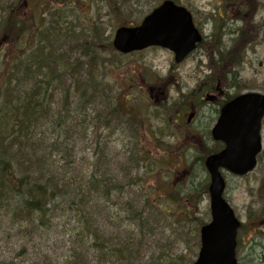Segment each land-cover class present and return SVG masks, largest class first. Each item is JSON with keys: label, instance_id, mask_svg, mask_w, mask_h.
I'll return each instance as SVG.
<instances>
[{"label": "trees", "instance_id": "obj_1", "mask_svg": "<svg viewBox=\"0 0 264 264\" xmlns=\"http://www.w3.org/2000/svg\"><path fill=\"white\" fill-rule=\"evenodd\" d=\"M63 1L82 12L74 1ZM52 2L0 0L2 219L7 217L20 241L18 255L28 260L41 258L40 264H59L60 259L63 264H113V260L132 264V256L140 254L141 248L132 244L129 233H121L120 227L128 226L109 223L107 207L112 203L126 214L133 226L131 233H136L146 221V208L155 206L150 198L145 203L141 200L145 195L142 185L150 184L149 178L156 180L162 169L158 166L155 173L146 167L154 159L144 144L148 117L142 114L140 104L129 98L133 84L116 81V90L107 81L113 71L103 63L107 53L114 55L115 50L110 40L103 44V27H86L85 18H81L82 30L72 27L73 22L64 28L61 7L55 10ZM84 27L90 28L91 34ZM241 38L224 50L219 37L218 43L204 46L211 55L212 73L202 81V91L217 82L223 84L222 80L242 65L246 36ZM120 130L124 135L129 130L133 139L122 162L108 148L110 138L106 141L103 136L104 131L112 136ZM134 132L137 137L131 136ZM86 141L93 148V164L82 156ZM162 147L156 141L154 151H166ZM199 159L204 163V156ZM138 186L140 193L136 192ZM207 189L205 186V193ZM151 190L155 193L156 188ZM169 197L177 202L175 195ZM186 211H190L188 206ZM59 219L65 220L64 230ZM71 224L74 227L67 229ZM113 227L115 233L110 232ZM14 233L6 234L12 238ZM47 234L55 238L51 257L61 241L66 256L51 258L49 250L34 243L37 238L49 243Z\"/></svg>", "mask_w": 264, "mask_h": 264}, {"label": "rangeland", "instance_id": "obj_2", "mask_svg": "<svg viewBox=\"0 0 264 264\" xmlns=\"http://www.w3.org/2000/svg\"><path fill=\"white\" fill-rule=\"evenodd\" d=\"M71 1L76 2V6H79L82 12H77L69 6L63 5L62 7L60 1L57 0L52 2L55 10L59 6L61 7L59 13L63 27L66 28L69 22H73V25L70 24L72 27L77 31L82 30L80 28V26L83 27L82 22L79 19L85 18L88 27L95 24L103 27V44L105 45L110 40L108 37L113 36L116 30L112 24L113 20L108 19L107 0ZM162 1L164 0L132 1L133 7L131 5L129 7L134 12H129L130 17L139 23ZM180 2L194 13L199 28L206 36V41L212 42L216 35L220 38L221 50L234 45L231 37H237L242 32L246 34V39L242 43L244 64L233 69L234 73L230 74L229 78L222 80V89L231 95L247 92L264 93V0H251L252 4L244 5L245 12L237 15V7L235 6L236 9H234L232 6L234 3L230 4L228 7L232 9L228 17L239 16L243 21H239L240 23L229 22L227 26V23L220 22L218 18L219 14L216 11L218 0H180ZM225 7L226 5L224 11H226ZM47 17L49 16L47 15L46 19ZM209 17L211 18L209 19ZM117 18L119 17L117 16ZM95 27L99 28L97 25ZM225 29L227 33H231L229 36H224ZM85 30L87 34H91L90 28H85ZM249 41L252 42V45H247ZM246 45L247 48H245ZM204 46L181 65H175L173 56L162 49L149 50L127 57L116 56V58L113 54L107 53L105 56L107 61L103 63L109 72L113 71L110 72L112 75L107 81L111 85L113 84L116 90L119 88L114 83L118 80H121L124 85L137 86L136 91L130 94L129 98L142 105L141 109L144 115L150 114L152 117V120L148 122L150 124L144 126L145 133L149 136V138H144L145 147L149 151L153 150L152 137H154L156 141L157 139L163 141V148L166 149V152L161 151L160 155L150 162V167L154 171L162 162L166 164V168L161 169L159 173L155 171L157 173L156 180L149 178L147 181L150 184L146 187L142 185V189L145 188V195L141 196L143 203L146 202V198H150L155 204L154 207L146 208L144 213L146 221L140 226L147 245V249H143V264H189V260H195V255L198 254L200 248L198 222L207 223L210 220V199L204 192V187L209 183V177L199 158L205 155V148L211 149L214 145L206 136V132L208 128L209 130L212 128L215 122L218 105H203L195 120L193 119L194 122L190 129L192 132L179 127L181 131L176 135H170L168 124L162 116L158 115L162 111L155 109L152 103H148L145 98L148 87L155 83L154 79L157 80L156 84L167 81L170 100L173 98V100L183 101L184 96L189 99L192 92L199 91L202 88L200 86L202 81L212 73L209 70V52L204 49ZM14 50L17 49L14 48ZM2 57L3 54L0 51V62ZM215 58H218L217 54H215ZM139 73L140 76L136 77ZM135 78H137V84L133 83ZM44 130L50 137L47 129ZM103 136L106 141L110 138L107 141L108 148L113 152V156L121 157L117 161L122 162L126 152L130 149V144L133 143L130 131L128 130V135H124L120 130L112 136L108 135V131H104ZM131 136L137 137L138 135L134 132ZM262 137L264 145V122ZM89 145L90 142L86 141V151L82 153V156L87 157L93 164L92 153L94 152L93 148H89ZM262 153L263 158L257 169L250 175L241 178L224 172L227 181L226 198L245 227L238 235L237 258L239 264H264V149ZM144 170L147 171L146 168ZM154 187L156 188L155 193L151 190ZM140 188L141 186L136 188L137 193H140ZM170 195H175L177 202L172 200ZM190 199H192L191 203ZM108 206L110 208L107 207V210L112 211L109 215L114 218L113 212L116 211V206L112 203ZM187 206L191 211V219L188 215L190 211H186ZM2 213L0 212V263L40 264L43 261L41 258L35 260L33 257L28 260L18 255L20 241H17L15 233L11 231L7 217L2 219ZM194 217L197 220H194ZM63 221L65 220L57 221L59 225L61 224L62 230L65 229ZM122 223L128 226V229L120 227L121 230H124L121 233H130L133 230L130 223L129 225L126 221ZM73 227L74 224H71L67 229ZM140 229L135 233V239L139 240L142 237ZM110 232L115 233V228H111ZM6 233H14L15 237H7ZM50 236L49 234L45 235L46 238ZM53 240L55 238L51 236L49 243L45 244L48 241L37 238L34 243L49 250L51 257V251L56 247ZM140 242L144 243L143 238ZM66 250V245L61 241V246L52 257L63 258L67 255ZM62 261L60 259L59 264H63Z\"/></svg>", "mask_w": 264, "mask_h": 264}, {"label": "water", "instance_id": "obj_3", "mask_svg": "<svg viewBox=\"0 0 264 264\" xmlns=\"http://www.w3.org/2000/svg\"><path fill=\"white\" fill-rule=\"evenodd\" d=\"M201 41L192 18L184 9L166 2L149 15L140 27L120 28L114 47L128 54L150 46H161L173 51L180 63ZM208 100H213L208 97ZM264 117V95L245 94L227 103L213 130L215 140L226 144V149L206 160L211 175L212 222L204 226L202 248L196 264H237L236 237L240 227L234 211L223 199L225 181L219 171L225 168L235 175H246L256 166L261 151V124Z\"/></svg>", "mask_w": 264, "mask_h": 264}, {"label": "flooded vegetation", "instance_id": "obj_4", "mask_svg": "<svg viewBox=\"0 0 264 264\" xmlns=\"http://www.w3.org/2000/svg\"><path fill=\"white\" fill-rule=\"evenodd\" d=\"M133 1H138V2H139V0H133ZM142 2H144V1H142ZM176 2H179V1H176ZM161 3H162V2H161ZM161 3H159V4H161ZM179 3H180V2H179ZM216 6H217L216 11L218 12L220 19H223L225 15H224V11L222 10V1H221V0H218ZM218 7H220V9H218ZM191 13H192L193 16L195 17V15H194V13H193L192 11H191ZM210 18H211V17H209V19H210ZM195 20H196V18H195ZM133 23H134V22H133ZM133 23H127V25H129V24H133ZM195 23H196L197 26H199V23L197 22V20L195 21ZM163 96H164V97H163ZM154 97H155V95H154ZM161 97H163V98H167V99H168V97L165 95V92H164V91H159V92L156 94V98H157V100H159ZM208 132L211 134V129L209 130V128H208L207 133H208Z\"/></svg>", "mask_w": 264, "mask_h": 264}]
</instances>
